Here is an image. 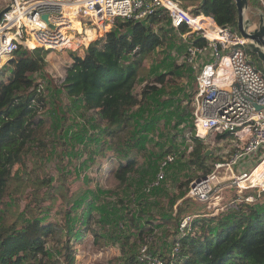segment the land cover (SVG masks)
I'll use <instances>...</instances> for the list:
<instances>
[{
	"label": "trees",
	"instance_id": "1",
	"mask_svg": "<svg viewBox=\"0 0 264 264\" xmlns=\"http://www.w3.org/2000/svg\"><path fill=\"white\" fill-rule=\"evenodd\" d=\"M188 1L199 3L193 10L194 14L210 17L217 25L231 27L238 33L237 11L233 0H204L202 5L201 0ZM163 22H167L170 27L166 14L153 16L146 22L139 23L115 20L104 37L91 41L84 48L83 56L73 54V63L65 69L61 83L58 86L51 84L53 92L48 95L53 96H50V102L44 94L45 89L42 90L40 85L25 87L14 75L6 80L4 77L0 78V264H58L52 257L53 247L60 248L58 253L63 258L62 264H76L80 248L85 249L91 239L93 246L100 245L103 241L89 224L107 221L110 212L108 209L93 211L91 202L84 203V211L79 217L74 215V220H80L75 237L69 236V240H62L60 237L62 230L67 233L71 229L75 230L71 226L74 221L70 218L71 213L80 210L82 202L90 196V191L81 194L83 191L80 190L68 196L67 178L63 174L57 178L56 185H51L52 179L34 177L38 169L46 172L44 156L48 144L53 142L51 139L47 140V134L55 123L54 113L49 114V111L51 108L56 111L61 109L59 99L62 104L64 99L80 103L85 111L91 112L94 119L93 123V119L90 122L94 126L92 128H98V137L102 136L105 140L100 154L107 159V174L112 175L115 181L114 189L127 186L130 176L139 173V158L146 152L144 141L147 133L152 130L153 125L160 123L163 114L167 116L166 123L169 124L176 118L172 129L182 124L193 128L192 99L196 82L191 66L187 69L190 71V84L193 83L194 91L182 113L179 110L180 101L174 111H164L174 106L171 100L173 97H162L165 92L157 85H147L140 89V98L134 92L140 73L145 72L143 62L151 57L156 47L165 43L166 31L161 25ZM154 26L159 27L157 31ZM179 31L184 32L185 28L181 27ZM89 38H94L93 33H89ZM27 43L34 51L20 43L14 57L34 66L36 71L44 70L47 51L38 54L37 51L40 52L43 48L33 44L28 38ZM12 61L13 59L5 67L10 66ZM1 72L2 77L5 73ZM164 80L163 74L156 83L163 85ZM147 111L149 116L145 113ZM158 111L161 113L157 114ZM58 120L64 123L65 115ZM137 127L143 130V135L138 138L130 137ZM191 138L194 147L189 154L190 163L201 167L207 159L204 146L200 140L193 136ZM57 142L67 149L61 139H57ZM167 154L169 151L166 150L154 161L151 175L154 177L151 181ZM58 156L62 159L60 154ZM27 162L32 165L30 171ZM15 165H20L27 177L12 173ZM187 184L186 181L177 186L182 196L184 192L181 188H186ZM43 188L46 191L40 193ZM25 194L27 203L23 211L18 213L17 206V210L11 213L8 201L16 199L17 202ZM97 201L100 202L99 197ZM56 203L65 210L61 216L62 223H44V219L34 215V212L47 211ZM174 203L176 199L173 197L169 205L172 207ZM194 203L199 204L196 201ZM146 205V201L138 203L141 216ZM68 206L71 208L66 211ZM8 213L12 217L9 222L6 218ZM184 213L182 209L176 212L178 221L170 249L171 253L175 244L179 243V261L176 264H264V204L254 206L241 203L237 209L221 212L216 217H211L207 209L189 214L196 217L191 222L188 234L179 229L180 220L188 216L182 217ZM167 219L173 220L172 217ZM127 220L136 228L134 218ZM123 224L126 222L123 221ZM148 224L150 225L145 223L143 228H147L145 233L151 235L154 227L152 223ZM139 230L137 238L142 239L145 234L142 229ZM50 243L53 245L49 246ZM153 246L154 244L151 248ZM123 252L125 255L126 250ZM168 257L169 254L162 260L169 262ZM137 259V256L131 255L122 264H139Z\"/></svg>",
	"mask_w": 264,
	"mask_h": 264
},
{
	"label": "rangeland",
	"instance_id": "2",
	"mask_svg": "<svg viewBox=\"0 0 264 264\" xmlns=\"http://www.w3.org/2000/svg\"><path fill=\"white\" fill-rule=\"evenodd\" d=\"M180 1V0H179ZM183 4L189 5L190 1L182 0ZM8 3V0H0V9ZM186 9V8H185ZM191 9L190 12L193 13ZM263 17L261 11H259L257 5L253 1H248V8L244 11V23L245 26L254 31L260 27V17ZM166 31L165 43L156 47L150 58L143 62L144 73H140L139 81L137 82L134 90L135 95L140 98V89L147 85H157L161 87L165 92L164 97H173L171 100L174 106L168 111H174L178 102L180 101L179 110L183 112V107L189 101L190 95L194 91L193 83L191 82L190 71L185 64V51L186 42L181 38L180 33L172 29L167 25V22L161 24ZM161 26V27H162ZM113 25L106 31H97L93 33L95 41L99 37L111 30ZM159 27L154 26L155 31ZM90 41V42H91ZM71 43L72 50L54 51L49 48H44L38 54L46 53V66L42 71H36L34 66L26 63L23 60H19L13 56V61L10 66L4 67L0 70V78L6 80L7 77L14 75L25 87H32L34 85H40V88L44 91V94L49 101V93L53 92L52 85H59L64 78L65 69L73 63V54L77 56H83L84 45L81 47L75 40ZM248 56L255 66L262 69L261 62L257 56L252 54L248 46H245ZM34 51V50H32ZM179 69H176L178 68ZM190 69H192L190 67ZM193 70V69H192ZM1 71L5 74L1 77ZM195 77V70H193ZM165 75L163 85L156 83L157 79L161 75ZM182 75V76H180ZM189 80V81H188ZM156 83V84H155ZM48 86V87H47ZM164 87V88H163ZM47 88H49L47 90ZM174 94V95H173ZM52 99V98H51ZM191 101V99H190ZM50 102V101H49ZM59 108L50 110L49 114L54 113V121L51 130L47 134V140L51 139L53 142L48 144L46 148V154L44 156V166L46 172L43 173L40 169L36 170L34 177L37 179L48 178L52 179L51 185H56L57 178L63 174L66 179V190H68V196L73 193L82 190L90 191V196L82 202L80 210L72 212L70 218L74 220V215H79L84 211V203H90L94 206L91 209L93 211H108L109 219L107 221H101L100 223L92 222L89 224L90 228H94L95 232L102 238L100 245L93 246L92 239L85 247L80 248L76 255V264H122L128 256L135 255L139 264H148L147 260H140V249L143 246L147 247V257L153 259L159 257L165 259L169 254L171 244L173 242V236L176 232V223L178 217L176 212L179 209L185 211L182 215L197 214L206 209V203H194L190 202L187 197V191L190 184L197 178L208 174L212 168V164L217 161H227L233 154V148L230 142L220 139L219 137H213L208 135L201 143L204 146L205 156L207 159L204 161L203 166L190 163L189 154L194 147L191 136L193 135V128L186 127L184 124L177 128H171L176 123V118L171 120L170 124L166 123L167 116L163 114V119L160 123L153 125L152 130L147 133V139H145V154L139 158V173L130 176L127 186L121 189H114L115 181L112 175L107 174L108 165L107 159L100 154V149L104 143L102 136L98 137L99 129H93L92 123L94 121L91 112L85 111L82 104L73 102L71 100L64 99L63 104L60 99L58 101ZM137 110V108H135ZM149 116V112H145ZM161 112L158 111L157 114ZM59 114V115H58ZM65 115L64 123H61L58 119ZM92 120V123L91 122ZM192 122V120H191ZM193 124V123H192ZM188 125V124H187ZM143 130L140 127L130 134V137L138 138L139 135H143ZM57 139H61L67 149L57 142ZM50 140V141H51ZM101 140V141H100ZM100 141V143H99ZM176 152L177 158L173 164L166 170L165 179L154 190L147 192L146 189L151 183V179L154 176L153 168L154 161L165 151ZM144 151V150H143ZM49 152V153H47ZM109 153V152H108ZM62 156V159L58 155ZM142 155V154H141ZM93 159V162H92ZM29 171L31 170V163L27 162ZM18 173L22 176L24 172L20 165H15L12 169V173ZM27 177V174L23 176ZM187 181V186L181 189L184 192L182 196L179 193L178 187L181 183ZM178 186V187H177ZM46 191V188L40 190V193ZM251 191V192H250ZM109 192V193H108ZM111 192V193H110ZM154 192V193H153ZM259 198L255 203L249 204L254 206H262L264 204V191L258 189L249 190L247 194L256 195L258 193ZM226 200L231 199L233 191L226 192ZM99 197V201H97ZM176 199V203L171 207L169 201L171 198ZM147 202L145 212L141 216L140 207L138 203ZM11 213H14L19 208L18 213L23 211L27 199L26 194L16 202V199L8 201ZM16 202V203H15ZM122 202V203H121ZM46 205L50 206L49 202ZM71 206L66 211L70 210ZM117 212L115 213L114 211ZM196 211V212H195ZM65 210L59 207V203L51 205V208L43 213L34 212V215L38 218L44 219L43 222L62 223L61 216ZM140 214V215H139ZM128 215V217H125ZM134 218L136 220V228L130 225L128 218ZM172 217L173 220L167 219ZM213 217V216H211ZM216 217V216H214ZM7 221H11L12 217L10 213L6 215ZM102 218V217H101ZM122 218V219H121ZM138 219V220H137ZM123 221L126 224H123ZM80 220H74L71 232L67 233L65 230L61 232V239L66 240L69 236L73 238L76 235L77 229L79 230ZM150 225L152 223L154 230L151 235L146 234L147 228H143L144 224ZM141 228H137V227ZM139 229L144 231L143 238H137ZM141 230V231H142ZM190 233V232H189ZM188 234V233H186ZM71 239V238H70ZM69 240V239H68ZM141 240V241H140ZM152 244L154 246L151 248ZM53 245L52 243L49 246ZM124 248V249H123ZM123 250H126L124 254ZM60 248H52V257L58 264H62V256ZM168 257V258H169Z\"/></svg>",
	"mask_w": 264,
	"mask_h": 264
},
{
	"label": "built area",
	"instance_id": "3",
	"mask_svg": "<svg viewBox=\"0 0 264 264\" xmlns=\"http://www.w3.org/2000/svg\"><path fill=\"white\" fill-rule=\"evenodd\" d=\"M248 1L264 15V0ZM7 5L0 19V70L13 59L20 43L31 49L29 33L44 48L73 51L72 40L77 47H87L92 40L89 33L106 32L115 20L139 23L166 14L172 29L180 33L184 27L180 36L186 42L185 63L195 70L196 82L192 136L200 141L208 135L223 138L233 148L229 160L214 162L208 174L190 184L187 197L206 203L210 216L257 201L259 192L251 195L247 191H264V71L251 61L247 41L239 33L217 25L210 17L191 13L176 0H8L2 8ZM73 20L80 30L73 27ZM176 158V153H169L162 159L147 192L162 183ZM227 191H233L228 200ZM195 217L181 219L180 231L189 233ZM179 247L177 242L169 262L149 259L146 246L140 249L139 258L148 264H176Z\"/></svg>",
	"mask_w": 264,
	"mask_h": 264
},
{
	"label": "water",
	"instance_id": "4",
	"mask_svg": "<svg viewBox=\"0 0 264 264\" xmlns=\"http://www.w3.org/2000/svg\"><path fill=\"white\" fill-rule=\"evenodd\" d=\"M177 1V0H176ZM237 11V31L240 37L247 41L246 46L250 49L251 53L256 55L261 62L262 70L264 71V19L260 17V27L256 31H250L244 23L243 13L248 8V0H233ZM204 0L200 1L202 5ZM9 9V6L0 9V19L4 12ZM47 17L43 16V20Z\"/></svg>",
	"mask_w": 264,
	"mask_h": 264
},
{
	"label": "crops",
	"instance_id": "5",
	"mask_svg": "<svg viewBox=\"0 0 264 264\" xmlns=\"http://www.w3.org/2000/svg\"><path fill=\"white\" fill-rule=\"evenodd\" d=\"M177 1H179V0H177ZM179 2L181 3V5H182L184 8H186V9H188V10H191V9H193V8H196V7H198V5H199L198 2H191V1H190L189 5L186 6L185 4H183V1H182V0H180ZM79 26H80L79 23L76 24V27H78V30H80V27H79ZM75 29H76V28H75ZM226 195H227V194L225 193L224 196H226Z\"/></svg>",
	"mask_w": 264,
	"mask_h": 264
},
{
	"label": "bare ground",
	"instance_id": "6",
	"mask_svg": "<svg viewBox=\"0 0 264 264\" xmlns=\"http://www.w3.org/2000/svg\"><path fill=\"white\" fill-rule=\"evenodd\" d=\"M72 22H73V27L76 28V29H78V27H76V24H78V22L75 21V20H73ZM249 30H250V29H249ZM254 30H255V29H252V30H250V31H254ZM28 40L31 41L33 44H36V45L42 47L41 45H39L38 43H36V42L33 40V38L31 37L30 33H29V35H28ZM42 48L44 49V47H42ZM259 173H260V169L257 170L256 174L258 175ZM257 179H259V178H257Z\"/></svg>",
	"mask_w": 264,
	"mask_h": 264
}]
</instances>
